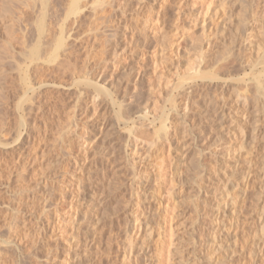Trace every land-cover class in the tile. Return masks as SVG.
I'll return each instance as SVG.
<instances>
[{"label":"rangeland","instance_id":"obj_1","mask_svg":"<svg viewBox=\"0 0 264 264\" xmlns=\"http://www.w3.org/2000/svg\"><path fill=\"white\" fill-rule=\"evenodd\" d=\"M71 1L58 0L59 15L67 12ZM111 1L81 0L87 16L73 35L79 40V65L83 69L88 65V77L110 88L113 95L125 94L130 116L124 114V121L116 116L119 108L114 99L118 96L98 101L94 89L85 92L87 87L83 90L70 75L58 72L47 75L49 84L35 100L34 113L27 109L28 115L23 112L26 117L21 119L16 104L24 74L19 69L22 66L16 69L21 44L14 38L20 32L17 25L14 36H9L5 26L18 16L19 0H0V59L8 63L0 60V128L5 125L10 138L22 132L17 143L0 147V264H74L76 257L67 262L65 251L70 246L76 249L78 242L83 252L80 264H264V240L260 238L264 226V134L258 142L253 140L254 130L264 128V75L260 78L263 90L258 92L255 76L243 68L252 61L258 72L264 69V1L130 0L134 1L132 8H124L126 0H117L111 8ZM8 4L18 7L16 12H6ZM161 8V28H145V21L155 19ZM244 17L255 23L254 31L240 29L237 22ZM125 21L131 29L126 35ZM57 34L54 22L47 42L52 44ZM7 37L16 41L18 53L13 51L9 57L13 61L5 59ZM210 39L213 44L208 51L205 46ZM51 44L45 45L46 54ZM141 68L145 70L143 78L135 81ZM191 68H200L217 79L197 81L191 113V119L196 118L193 134L180 117L175 120L182 129L171 135L174 155L161 168L160 143H152V131L145 125L153 121V114L161 118L170 113V100L179 92L174 87L193 75ZM101 101L110 102V110L100 108ZM224 103L229 113L222 121L219 108ZM21 120L25 125L19 126ZM159 127L157 121L156 129ZM89 135L94 136V151L87 158L81 139ZM136 146L138 153L133 149ZM227 149L232 155L212 160L215 153ZM220 162L225 163L226 176ZM81 177L82 191L88 196L97 193L99 202L79 221L80 235L74 237L70 234V205L74 203V210L81 207L75 195ZM172 190L173 207L157 205L161 196L172 194ZM149 204H155L157 212L166 207L173 212L155 224L157 236H147L144 246L141 242L137 246L149 251L150 261H145L144 254L130 251L131 234L125 226L138 205ZM215 208L219 217L212 215ZM216 220L232 226L231 231L213 232ZM167 228L175 237L163 234ZM210 233L220 239L213 248L203 243ZM141 239L138 236L136 240ZM162 240L168 246L158 252L156 245Z\"/></svg>","mask_w":264,"mask_h":264},{"label":"bare ground","instance_id":"obj_2","mask_svg":"<svg viewBox=\"0 0 264 264\" xmlns=\"http://www.w3.org/2000/svg\"><path fill=\"white\" fill-rule=\"evenodd\" d=\"M116 1L117 0H113L111 2H108V5L111 8H114V4L116 3ZM71 2L72 3L70 4L69 8L67 9V12L64 15H59V13H58V9H59L58 8L59 6L57 5L59 3L58 0H22V1L19 0V2H17L18 5H19V8L18 7H15L13 5H10V4H8L9 6L7 5V7H6V9H7L6 12H8L10 14L16 8H18L16 10L19 11L18 12L19 14L17 13L18 16L16 18H12L11 20H9V23L10 24L5 25V26H8L7 27L9 29L8 35L9 36H14L15 26L18 25V27H19L18 30L20 32L19 33L20 35L17 38L16 37H14V38H15V40L18 43L21 44V46H20L21 47V50L18 53L15 50V47L16 46L13 44V40H14L13 37L10 38V39H9V37H7L8 40L6 41L7 42V45L5 44L6 51L4 50V52H5L4 54H5V59L7 58L9 60L11 58L10 55L14 54L13 51H16V53H18L20 55V57H21V61H18V62L15 61V62H17V68L16 69H18V66H22L19 69H21V71H23V74H24V75H22V78H21V80H22V84H21V87H20L21 88V91H20L19 97H18L19 100H17V104H16L17 112H19L20 114L22 113V115H20L21 119H24L25 120V117H26L25 114L28 113V112H26V110L27 109L28 110L30 109V111H32V109L34 108L33 107L34 102H35V100H37V98H38V96H39V94L41 92V89H43V88L45 89V87L48 86L49 83H48L46 77H48L49 76L48 74H50V73L58 72V73L63 74V76H64V74H66V76L67 75L68 76L70 75L72 77L71 79L75 80L74 83L76 85H77V83H78V85L79 84H82L83 85V87H82L83 90H84V86L87 87L86 90H85V92L88 91L87 89H89V88L94 89V91H92V92H94L93 93L94 95L92 93H90V94H92L93 97L95 99H97L98 101L104 100L103 97H106V98L109 97V99L112 98V100H113V98H115V97H117L119 95V93H115L116 95H113L114 93H111V91L109 90L110 88H107L105 86H102V85L99 84V82H97V81L95 82L92 78L88 77L89 76L88 73H89L90 70H89L87 64H86L87 66L84 67L85 70L83 69V67L81 68V66L79 65L78 57L76 56V54H78L76 52V48L79 46V45L77 46V44H76L77 43L76 41L78 40V38H75L73 34H74V30L76 28H78V24L81 21H83L82 19L85 18V15L87 16V14H86V12H84L85 7L82 6L81 0H72ZM131 2H134V1L126 0V3L124 4V8H127V7L128 8H132L134 6V3H131ZM252 2H254V1L252 0L251 3ZM225 4H227V3H225ZM235 4H236V2H235ZM239 4H240V1H239ZM248 4H250V3L248 2ZM241 5H242V3H241ZM250 6L252 7L251 4H250ZM242 7H244V5H242ZM251 7H248L247 9H250ZM245 8L246 7H244V10H245ZM163 11H164V8H161L159 10V13H158V15H157V17L155 19H152V20L150 19V20L145 21V26L144 27L145 28H150V31L151 30L152 31H158L161 28V26L164 24V18H163V15L161 14ZM247 11L250 12L249 10H247ZM247 11L245 12V14H248ZM14 12H16V11H14ZM59 12H60V10H59ZM216 12H218V11H216ZM256 13L257 12L255 11L254 14H256ZM262 13H264V11ZM121 14H123V11H121ZM226 14L227 13H223V16H225ZM254 14H252L251 19L252 18L255 19V16L253 17ZM250 15L251 14L249 13V17H250ZM227 16L232 18V16H229V15H227ZM227 16H225V17L227 18ZM256 16H259V15H256ZM226 18H224V19H226ZM5 20H7V19H5ZM30 20H33V21H31L33 23H31ZM54 22H57L59 34L55 35L56 37L54 36L55 37L54 38L55 40H53V43L51 44V41H50V43H48L47 40L49 39V36L52 33V25H53ZM225 22H226V20H225ZM234 22H235L234 19L233 20H230V25L232 26L234 24ZM7 23H8V21H7ZM126 23L127 24L125 25V28H124L125 29V35L131 32V29L128 26V22H126ZM237 23H241V26L242 27L240 28V26H239V28L240 29L243 28L242 31L243 30L246 31V32L249 31V30L254 31V29H255V27H253L255 23L254 24H251L250 21H248V19L246 17L238 19V22ZM221 25L222 26H227V23H226V25L225 24H221ZM237 25H240V24H237ZM7 28H6V30H7ZM215 32H216V29H215ZM115 35L113 34V36H115ZM11 40H12V42H11ZM46 44H47V46H49L51 44V49H50L51 51L49 49L46 50L47 52L50 51L49 54L48 53L46 54L45 51H44V49H46V46H45ZM212 44H213V42H211V39L208 40V43L205 46L208 51L211 48ZM120 45H121V42L118 43L116 46L117 47H120ZM87 55L85 56V60H86V58L88 59V57L90 56V55H88V57H87ZM0 58L3 59V56L0 57ZM12 59H14L13 56H12ZM9 60H8V62L13 61V60H10V61ZM1 61H3V62L5 61V63H7L6 60H1ZM260 61H261V59H260ZM3 62H1L2 65H3ZM262 62H264V60H262ZM236 63H237V60H236ZM12 67H13V64H12ZM243 68L245 69V71H247V70L251 71V74H253V77L255 76L253 78V80L255 79L256 80V82H255L256 85L258 84V86H257L258 87V92H261V90H263L262 89V85H261L263 83L262 82L263 79L261 81L260 78H261L262 74L264 75V69H262V70L260 69V72H258L259 71V69H257L258 67L256 65H254V63L252 61L251 62L250 61L249 62H246L245 66L243 65ZM262 68H264V67H262ZM7 69H8V67H7ZM191 70H193V75H190L189 78L185 79L182 82H180V81L177 82V84L174 87V89H176V91L178 90L179 92H178V95L176 97H174L172 100H170L171 103H172V107H171L170 113L167 114V115L163 113L161 118H159L155 114H153L152 115L153 121H151L152 123L150 122V123H147L146 125L144 124L146 126V128H148L150 131H152L151 132V134L153 136L152 143H154L155 145H156V143H158V145L160 143V147H161L160 150H161V154H162V158H161L162 161L161 162H163L161 164L162 165L161 168L163 166H166L167 163H169V161L172 158V154L173 153H172V137H171V135L172 134L179 133L180 130L182 129V128L180 129L178 127L180 124H176L175 125V120L180 117L181 121H183L184 124H186L187 126H189L190 131L193 134L196 118L192 117V119H191V113L193 112V103H194L195 94H196V87L198 85L197 84L198 83L197 81L199 79H204L205 80V79H208V78H210V79L215 78L214 75H212V74L209 75L208 72L205 74L206 71L204 72L200 68H198V69L191 68ZM4 71H6V70H4ZM0 72H1V75H2L3 69ZM144 72H145V70L143 68H141L139 70V72L137 73V75L134 76V78H136L135 81L141 80L143 78L142 75H143ZM257 73H259V74L256 75ZM215 79H217V78H215ZM134 89H135V87H134ZM249 92H250V90H249ZM263 93H264V91H263ZM254 95H255V93H254ZM260 95H262V94L260 93ZM247 96H249V95H247ZM85 97H87V95H85ZM254 97L256 98V96H254ZM258 97H260V96H258ZM262 97H263L262 99H264V95ZM116 99H114V100L116 101ZM117 100H118L117 102L114 101V103L117 104V106L119 108L118 114L116 116H117V119L118 120H121V118H122V120L124 121V119H123V115L124 114L125 115H128V118L130 116L128 114L129 109H127V106H126L127 105V100H126L125 94L123 95V97H119L118 96V99ZM255 101H253V102H255ZM251 102H252V100H251ZM236 103H239V101L237 100ZM35 104H36V102H35ZM27 105H28L29 108L28 107L25 108V106H27ZM99 106H100V108H103L104 110H107V111L110 110V108H111L110 102H108V104H107L104 101L103 102L101 101L99 103ZM226 107H227V105H226V103H224L219 108L220 114H221L220 117H221V120L222 121H225L226 120V117H227V115L229 113V112H227L228 109H226ZM97 110H98V106H97ZM23 112H26V113L24 114ZM157 121L160 122V127L158 129H156V122ZM189 121H192V122H190V124H189ZM25 122L26 121H22L21 120L19 126L21 124L22 125H25ZM107 123H108V121H106L105 123H103V125H102V132H103V129L106 128ZM133 123H135V122H133ZM125 124H127V123H125ZM135 126H134V128L136 129ZM184 128H185V126H184ZM7 129H5V125H4L3 128L2 127L0 128V147H7V146L12 145L13 143L14 144L17 143L19 141L21 135H22V132L18 129L19 132L17 131L18 133L16 134V136L13 135L14 137L12 136L13 138H10L9 133H8V135L6 134L7 133L6 132ZM254 131L255 132L253 133V140H256V142H258V139H260L261 136L264 134V128L263 127H258ZM241 132H242V130H241ZM234 135H236V133H234ZM92 137H94V136L93 135H89V136L81 139L82 140L81 141V147L83 148L82 149L83 150L82 152L84 153L83 155L85 157H87V158L90 157V154L93 153V151H94V146H92L93 145L92 142L94 140H92ZM133 149L136 151V153L139 152V151H137V146L134 147ZM230 152L231 151L229 149H227L225 152L224 151L217 152V153H215V155L212 156V160H215V162H217V159L220 158V157H227L229 155H232ZM220 163H221V165L224 166L223 167V173H225V174H223V175L226 176L225 170L227 168L225 169V163H222V162H220ZM230 164H231V162H230ZM164 169H165V167H164ZM160 171L162 172L163 169H161ZM249 175L250 174H247L246 177L249 178ZM90 178L91 177L89 176L88 179H90ZM261 179H264V176L263 175H262ZM82 180L83 179L81 177L80 180H78V183H81ZM246 187L247 186L242 187V188H246ZM139 188H140V186H139ZM164 189H165V187H164ZM166 194H167V192H166ZM75 195L77 197V200L75 199L76 197L74 199L76 201L79 200L80 203L81 202L82 203H81V207L79 208V210H74L73 209L75 207L74 206V203H71V205H70V207H71V210L70 211H71V216H72V217L70 216V218L72 220L69 218L71 220V222H72V224L70 226V231H71L70 234L73 235L74 237H79L78 236V235H80L79 234V230L81 228V225L80 224H79L80 226L78 225L79 221L82 220L84 216H87L88 215L87 213H89L88 212L89 209L90 208L92 209V206L94 207V205L97 204L99 202V200L96 197L97 196V193H95L96 196L95 195L88 196L84 191H82V183H81L80 186L77 187V191H76ZM138 195L139 194H137V196ZM173 195H174L173 190H172V194L162 195V196L160 195L161 198L158 201L159 203L157 205H160L161 206V205L167 204V205H170V207H173V204L176 201V199H175V197ZM244 197H246V192L243 194V197L242 198H244ZM138 201H139V199H138ZM85 205H87V207H85ZM137 207L138 208H136L132 212V214L127 217V223H126V226H125L126 227V233L127 234H131V236L129 238L130 239V241H129L130 244L129 245L131 247L129 246V248L131 249L130 251L132 253L136 254V255L137 254H139V255L144 254L145 255L144 260L145 261H150V258L151 257H149L150 256L149 255V251L143 250V247H142L145 244L144 243L145 242L144 240L146 239L145 237L148 236V237H151L152 238L153 236L154 237L157 236L156 235V232L154 231L156 229L155 228L156 227L155 224H157V225L160 224V222L163 221V220L160 221L161 217L162 216H165V218H166V216H168L173 211L170 210V207L169 208L166 207L163 210V212L162 211L157 212L158 210L156 211L155 204L154 205L153 204H149L146 207H142V206L138 205ZM219 212L220 211H218L217 208H215V211L212 212V215L213 216L216 215V217H219V215H220ZM220 221L216 220L213 223L211 230L213 232H215V231H224V230L226 231V233L227 232H230L231 229H232V226L229 228L228 226H225V224H223ZM161 224H163V222ZM164 224H165V226L167 225L166 224V219L164 221ZM231 224H229V225H231ZM77 226H79V227H77ZM161 227L163 228L162 225H161ZM226 227H228V228H226ZM262 227H263L262 228V234L260 235V238L262 240H264L263 239V237H264V226H262ZM170 228H172V226ZM170 228L164 229L163 234L166 237H172L173 238L175 236H174V233L172 232V229H170ZM161 234L162 233H160L159 236H161ZM133 235H136L137 237L139 236L140 238H142L141 241H137L136 240L137 237L135 239ZM213 235H215V234H213ZM213 235L211 233L208 234V237H206L207 239L204 240L203 243H205L206 246L207 245L210 246V247L212 246V248H213V247H215V246H217L219 244L218 242H219L220 239L217 240L216 239L217 237H214ZM156 239H157V237H156ZM236 239H237V237H236ZM235 240H233V241L235 242ZM140 242L142 243V246H141L140 249H138L137 246L140 245L139 244ZM154 242H155V240H154ZM171 244H173V243L171 242L170 243V246H172ZM221 244H220V246H218L219 248L222 247L223 244L222 245ZM80 245H82V244H79V242H78V245H77L76 249L74 248V250H73V248L70 246L69 250H66L65 251L66 252L65 255H66L67 262L70 261V260H72L73 257H76L77 262L74 263V264H80L79 263V256H80L81 253H83L80 250L81 249L80 248ZM167 246H168V244L166 242H164V241L163 242H158L157 245H156V251L159 252V250L166 249ZM9 248H12V245ZM125 250H126V248H125ZM125 250H123V251L126 252ZM217 250H219V249H217ZM222 250L223 249L220 248L219 252H221ZM228 251H229V249H228ZM124 252H122V253H124ZM135 252H137V253H135ZM126 253H128V251ZM130 255H131V253H130Z\"/></svg>","mask_w":264,"mask_h":264}]
</instances>
